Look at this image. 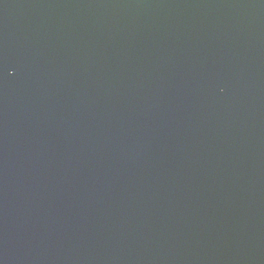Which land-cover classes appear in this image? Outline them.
<instances>
[{
    "label": "water",
    "instance_id": "obj_1",
    "mask_svg": "<svg viewBox=\"0 0 264 264\" xmlns=\"http://www.w3.org/2000/svg\"><path fill=\"white\" fill-rule=\"evenodd\" d=\"M0 264H264V0H0Z\"/></svg>",
    "mask_w": 264,
    "mask_h": 264
}]
</instances>
